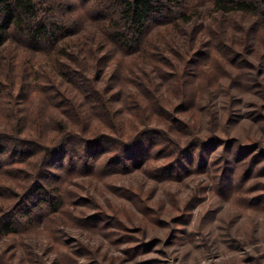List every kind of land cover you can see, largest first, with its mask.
Here are the masks:
<instances>
[{"label":"trees","instance_id":"16d2710c","mask_svg":"<svg viewBox=\"0 0 264 264\" xmlns=\"http://www.w3.org/2000/svg\"><path fill=\"white\" fill-rule=\"evenodd\" d=\"M72 1L0 0V155L12 143L15 153L34 160L28 163L34 171H27L20 179L11 173L18 169L9 164L14 158L3 161L0 156V236L36 230L32 229L35 215L31 211L47 214L45 205L55 217L54 226L68 225L62 212L58 217L67 204L68 190L60 189L56 181L70 174L73 177L75 172L96 175L105 173L112 164L126 165L129 158L120 162L122 157L139 144L138 156L142 158L135 167L141 166L155 144L147 140L149 144L142 146L150 132L160 135L159 142L172 144L175 164L186 149L200 146L192 112H183L181 120L168 116L161 85L170 69L176 79L170 84L174 85L171 91L180 101L177 109L184 111L199 100L204 111L208 110L210 122L220 118L216 110L220 94L229 96L222 108L232 115L231 110L242 102L241 94L254 87L264 89V54L262 58L258 54L264 40L252 33L264 28V0H209L208 16L217 18L220 24L216 26L203 18L198 21L201 16L193 18L201 13L191 7V0H98L93 9L91 5L84 7L94 0H77L84 11L80 16L73 14L74 20L63 13L75 11ZM84 15L87 20L83 24H74ZM174 18L181 24L158 23ZM235 20L238 24H226ZM163 41H167L165 49L172 57L164 55ZM207 43L209 49L200 54V46ZM248 47L254 51V64L242 58ZM200 59L199 74L208 72L211 77L206 93L201 86L185 81L189 62L196 65ZM107 72L109 80L101 86L113 90L105 96L93 81L97 77L100 82ZM88 73H92L91 78ZM119 79V84L131 87H114ZM244 84L250 86L245 89ZM262 94L264 97V90ZM117 101L121 104L114 106ZM131 111L138 113L134 115L138 125L125 116ZM32 120L41 140L33 136ZM162 120L166 127H162ZM131 126L133 130L128 131ZM181 134L190 139L177 141ZM110 148L113 157L102 159ZM256 151L263 152L264 147L257 145ZM17 158L18 162L23 159ZM245 162L254 165L258 156ZM129 167L133 165L121 170ZM51 168L54 172L48 170ZM177 171L188 170L177 167ZM47 173L54 177L52 181ZM3 175L11 176L12 181L4 180ZM25 201H30L25 210L28 221L18 228L9 219L14 214L11 210ZM102 219L96 217L97 225Z\"/></svg>","mask_w":264,"mask_h":264},{"label":"rangeland","instance_id":"374dc122","mask_svg":"<svg viewBox=\"0 0 264 264\" xmlns=\"http://www.w3.org/2000/svg\"><path fill=\"white\" fill-rule=\"evenodd\" d=\"M96 1L87 2L84 8L90 5L91 9L95 8ZM72 3L75 11L63 9V13L66 17L80 16L84 11L83 5L77 0ZM190 5L201 13L194 15V19L201 16L198 21L203 18L215 26L220 24L217 18L208 16L209 0H191ZM86 20L84 15L74 24H83ZM177 20H158V23L181 24ZM226 24L238 23L235 20ZM164 33L168 31L164 30ZM252 33L264 40V28ZM166 45L167 41H163L161 49L164 55L172 57L166 51ZM208 49V43L203 44L198 52L202 54ZM253 52L248 47L242 58L256 63L251 56ZM258 54L262 58L263 47ZM199 57L204 63L205 59L201 55ZM202 59L196 65L189 62L185 81L201 86L206 93L211 77L208 72L199 74L198 66ZM91 74L88 73L90 78ZM109 74L107 72L100 82L97 77L93 81L105 91V96H108V90H113L102 89L101 86L109 80ZM262 74L264 76V71ZM120 80H115L117 85L113 86L131 87L119 84ZM173 80H176L175 75L170 69L163 80L164 85H161L168 116L181 120L183 112H192L194 124H198L195 134L199 136L201 145L186 149L180 162L175 164L173 162L177 158L173 157L172 144L159 142L160 135L150 132L143 138L142 146L149 144L147 140L155 141V144H151V156L141 166L135 167L142 158L138 156L139 144L130 155L128 150V156L122 157L120 162L129 158L126 165L112 164L105 173L96 175H75V172L73 177L70 174L61 182L56 181L60 189L68 190L67 204L58 213V217L61 212L67 217L68 225L59 223L54 226L55 217L47 205L44 207L47 214L31 211L35 215L32 229L36 230H20L0 236V264H264V151H256L257 145L264 147V89L254 87L241 94L242 102L231 110L232 115L222 108L229 96L220 94L216 108L220 118L210 122L209 112L204 111L199 100L190 103L184 111L177 109L180 101L171 91ZM222 83L226 86L228 82L224 79ZM244 85L245 89L250 86ZM231 94L238 93L231 91ZM120 104L117 101L114 106ZM132 111L131 115L126 112L125 116L138 125L134 117L138 113ZM166 125L162 120V127ZM36 127L32 120L33 136L41 140L43 137L36 132ZM132 130L131 126L128 131ZM209 137L214 140L209 141ZM188 139L189 135L177 137V141L182 143ZM159 146L163 147L162 150ZM14 148L11 143V147L0 156L3 161L11 159V156L14 158V163L9 164L18 169L11 173H16L21 179L27 171H34V166L28 165L34 160L15 153ZM107 151V155L102 157L104 160L113 157L110 154L112 148ZM18 156L23 157L19 162ZM255 156L259 162L254 165L245 162ZM127 165L133 167L121 170ZM173 165L176 167L168 169ZM177 167L188 171H177ZM48 170L54 172L52 168ZM46 176L51 181L54 179L49 173ZM2 178L11 180L12 177L3 175ZM29 203L25 201L11 210L14 214L9 219L14 220L18 228L28 221L25 210ZM96 217L104 218L98 221L99 225ZM49 218L54 219L48 222ZM102 222H105L103 227Z\"/></svg>","mask_w":264,"mask_h":264}]
</instances>
